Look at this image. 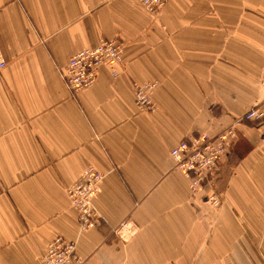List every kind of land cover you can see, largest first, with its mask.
I'll use <instances>...</instances> for the list:
<instances>
[{
  "label": "crops",
  "instance_id": "obj_1",
  "mask_svg": "<svg viewBox=\"0 0 264 264\" xmlns=\"http://www.w3.org/2000/svg\"><path fill=\"white\" fill-rule=\"evenodd\" d=\"M112 39L123 64L70 94L69 58ZM0 57V264H40L58 236L83 264H264V122L241 120L264 101V0H0ZM134 83L156 84L153 113ZM227 128L216 208L169 153ZM89 167L103 221L80 233L65 190Z\"/></svg>",
  "mask_w": 264,
  "mask_h": 264
},
{
  "label": "built area",
  "instance_id": "obj_2",
  "mask_svg": "<svg viewBox=\"0 0 264 264\" xmlns=\"http://www.w3.org/2000/svg\"><path fill=\"white\" fill-rule=\"evenodd\" d=\"M149 14L158 16L169 0H135ZM125 46L117 39L101 40L99 44L88 50L72 55L61 77L70 94L75 95L92 87L97 81L99 68L104 65L120 67L123 64ZM6 65L0 57V70ZM116 75V72H113ZM155 83H134V105L139 113L150 114L156 110L152 98ZM241 120L259 124L264 122V101L245 113ZM234 137L232 128H227L214 137L207 135L188 136L170 150V157L175 168L180 170L188 181V189L192 196L205 193V200L213 207L221 205L219 196L214 191L215 170L224 158ZM104 179L103 174L92 167L87 168L78 181L65 190L70 206L75 210L77 228L80 233L97 228L103 221L94 205ZM135 226L125 220L116 226L112 233L119 239H125L135 233ZM40 264H83L77 254L75 241L63 237L53 238L46 246Z\"/></svg>",
  "mask_w": 264,
  "mask_h": 264
}]
</instances>
